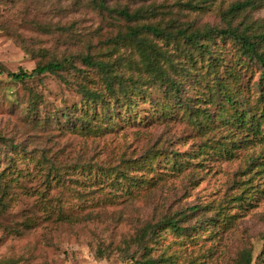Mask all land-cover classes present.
<instances>
[{
  "label": "trees",
  "instance_id": "trees-1",
  "mask_svg": "<svg viewBox=\"0 0 264 264\" xmlns=\"http://www.w3.org/2000/svg\"><path fill=\"white\" fill-rule=\"evenodd\" d=\"M16 1H21L24 9L33 7L38 1L47 3L55 16L60 18L69 14L75 21L69 25L58 20L48 23L30 21L33 29L54 37L63 46L61 52H57L56 47L46 48L37 39L22 35L16 27L10 28L0 22V30L35 63L31 70L18 69L15 72L0 64V74L6 73L14 81L35 79L40 85H43L45 76L50 75L77 96L70 103L63 100L54 110L45 112L42 109L40 112L43 96L31 93L26 115L32 129L56 125L71 134L95 137L116 124L122 114V117L131 116L138 108V98L150 101L147 89L156 86L161 97L152 102L155 114L162 121L177 120L179 115V121L187 124L195 141L190 150L180 151L168 138L158 137L134 161H145L148 172L161 173L159 169L163 167L188 176L191 170L188 173L183 170L191 155L194 159H203L202 155L215 152L231 154L230 151L238 146L259 145L264 150V22L263 19H247L245 22L243 18L235 22L238 9L244 10L254 3L264 6V0L234 2L220 14L222 21L216 24L199 23L197 19L187 17L181 19L180 6L171 7L156 1L148 4L143 3L145 0ZM181 5L193 12L200 11L197 4ZM91 13L104 27L96 37L83 36L73 28L83 15ZM73 15L77 19H73ZM226 44L234 50L231 66L224 65L221 46ZM247 66L259 71L258 80L255 85L253 83L256 86L253 102L249 97H238L243 76L240 73ZM17 129L20 132L18 138L15 133L0 132V220L21 193H30L25 183L32 180L40 182L42 179V188L35 189L39 217L70 224L81 222L84 214L66 208V203L70 202L67 197L77 200L75 206L82 208V199L96 192H86L84 184L75 186L73 183L81 182L73 177V173L90 174L94 171L96 177L98 170L107 172L111 181L135 189L136 194L130 193L126 200L143 194L150 187H146L148 179L144 176L131 174L129 166L134 159L131 156L126 158L121 153L111 164L101 165L95 161V156L86 158L80 153L62 162L56 157V151L50 152V146L35 148L27 130L24 127ZM56 187L57 192H52L51 189ZM243 197L234 195L223 205L230 201H238L240 205ZM120 201L106 191L92 205ZM200 209L203 208L193 205L180 215L178 212L164 213L144 220L121 245L99 246L96 254L104 257L105 253L116 251L120 253L121 261L127 264H178L175 255L180 253L184 257L180 264H203L207 257L204 251L192 257L182 244L185 233L194 242L200 236L190 235L188 226H181ZM217 215L224 225L227 221L222 218L224 215L220 209ZM225 216L232 219L227 214ZM36 221V216L28 215L24 225L32 227ZM194 228L201 231L200 225ZM12 231L17 230L13 228ZM165 232L178 236L179 247L172 253L167 249L176 245L175 240L165 247L159 246ZM260 255H264V248ZM236 262L253 264L250 252L242 251Z\"/></svg>",
  "mask_w": 264,
  "mask_h": 264
},
{
  "label": "rangeland",
  "instance_id": "rangeland-1",
  "mask_svg": "<svg viewBox=\"0 0 264 264\" xmlns=\"http://www.w3.org/2000/svg\"><path fill=\"white\" fill-rule=\"evenodd\" d=\"M152 1L171 7L180 6L181 19L187 17L197 19L199 23L216 24L222 21L220 14L223 11L234 2L242 0H145L143 3ZM186 3L197 4L200 11L187 10L186 6L181 5ZM23 5L21 1L16 0L0 1V22L10 28L16 27L22 35L37 39L46 48L56 47V51L61 52L63 46L50 34L33 29L30 21L48 23L58 20L57 22L65 25L75 21L70 19L69 14L60 18L55 16L47 3L41 1L31 8L26 6L24 9ZM219 9L221 10L218 11ZM237 12L235 22L243 19L245 22L247 19H263L264 22L263 5L254 3L244 10L238 9ZM73 19H77V16L73 15ZM73 28L86 37H96L104 31V27L92 13L83 15ZM221 50L225 59L224 65L231 66L235 58L232 46L222 45ZM0 64L6 70L15 72L18 69L31 70L35 63L0 30ZM247 67L240 73L243 76L240 79L241 92L238 97H249L253 102L256 97V86L254 87L253 83L255 85L258 80L259 71ZM147 90L150 93V101L138 98V108L131 116L122 117V114L112 127L104 129L100 135L89 137L65 132L56 125L38 130L30 127L26 106L31 93L37 92L43 96L42 105L39 106L40 112L42 109L49 112L60 107L63 100L70 103L77 99L71 90L66 89L54 77L46 75L43 85H40L35 79L14 81L6 73L0 74V132L15 133V138H18L20 132L17 127H24L35 148L50 146V152L56 151V157L62 162L81 153L86 158L95 156V161L101 165L111 164L124 153L126 158H134L129 166L131 174L144 176L148 179L146 187L150 186L143 194L126 200L130 193L136 194L135 189L111 181L107 172L98 170L96 177L93 176L94 171L90 174L73 173V177L81 182L73 183L75 186L81 187L84 184L86 192H96L89 193L82 199V208L75 206L77 200L67 197L70 202L66 203L65 207L71 212L84 214L81 222L70 224L39 217L41 213L38 210L35 189L42 188V179H39L40 182H26L25 186L29 188L30 193H21L18 201L12 203L0 220V264H127L128 262L121 261V255L116 251L99 257L96 254L97 247L121 245L144 220L164 213L178 212L180 215L193 205L203 209L192 214L189 222L181 224L188 226L190 235L200 236L196 238V242L191 240L187 233L183 237V247L189 249L192 257L204 251L207 257L203 264H237L241 252L248 251L251 254V263L264 264V255H260L264 248L263 147L238 146L230 151L231 154L215 152L202 155L203 159H194V155H191L183 170L187 173L191 170L188 176L181 171L174 172L163 167L159 169L161 173L155 170L148 172L145 161H134L139 159L158 137L168 138L173 147L180 151L190 150L195 138L192 137L193 132L187 124L179 121V115L177 120L159 119L152 102L161 97L160 89L149 86ZM51 190L55 193L57 187ZM106 191H110L121 201L117 204L93 206L92 202L97 201ZM234 195L244 196L240 205L238 201L223 205L224 201ZM218 209L223 212L222 218L227 221L224 225L217 215ZM225 214L232 219H228ZM28 215L36 216L37 221L32 227L24 225ZM199 225L201 231H196L194 226ZM13 228L17 231H12ZM161 237L160 247H165L174 240L176 242V245L168 247V253L179 247L177 235L165 232ZM175 257L178 264L184 259L180 253Z\"/></svg>",
  "mask_w": 264,
  "mask_h": 264
}]
</instances>
